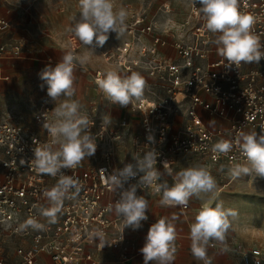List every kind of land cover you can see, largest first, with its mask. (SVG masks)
<instances>
[{"label":"built area","instance_id":"built-area-1","mask_svg":"<svg viewBox=\"0 0 264 264\" xmlns=\"http://www.w3.org/2000/svg\"><path fill=\"white\" fill-rule=\"evenodd\" d=\"M174 2L163 0L159 14L171 15ZM184 2L186 17L181 31L175 33L163 28L162 24L158 26L156 15L150 9L134 10L125 5L128 21L124 37L117 46L105 52L103 58L109 66L126 72H140L151 80L141 100H134L126 107L112 104L130 115H137L140 132L133 133L126 118L116 121L110 113L107 115L111 123L103 132L102 116L88 118L93 122L89 131L96 139L100 160L96 165L80 163L74 169L62 170L78 180L80 191L75 193L73 189L63 200L54 223L41 213L51 207L44 192L51 189L59 177L40 174L30 164L34 158L33 149L50 139L42 127L45 114L49 120L54 119V101L47 95V85L32 125L0 120V264H127L143 256L136 251L133 238L141 227L136 230L123 228V218L115 214L113 207L121 190L113 192L105 183L107 174L129 163L135 165L133 156L138 151H156V167L161 172L157 183H163L162 178L168 175L163 163L166 161L171 167L174 159L181 155L227 168L244 162L235 145L227 154H214L212 146L221 139L234 142L240 131L261 133L260 126L264 125V58L259 63H241L238 68L229 66L226 59L217 54V34L204 28V21L197 11L201 6L198 0L196 3L194 0ZM238 7L242 13L255 17L253 31L264 43V0H238ZM31 10V7L25 10L28 25H33L36 20ZM12 27L11 22L0 18V35ZM86 47L97 50L99 46L95 43L83 45L71 36L67 51L79 56L80 50ZM23 52L21 41L0 43V62L18 60ZM76 69L85 72L86 65H77ZM103 76L101 69L95 70L94 83ZM179 118L183 126L176 128ZM148 135H153L154 143L148 142ZM129 140L131 158L123 163L118 160V155ZM142 175L138 173L135 178H130L124 188L137 184ZM137 195L149 200L151 197L161 199L162 193H156L154 186L138 187ZM148 206V218L141 222L142 225L154 223L149 202ZM167 207L187 213L191 200L186 207ZM29 218L44 225L43 229H21L20 225ZM94 231L104 233L107 243L102 249L98 239L92 236ZM8 240H20L25 244L15 246L11 253L5 245ZM223 246L233 251L242 264H264V250L260 246L235 244L232 240ZM209 247L215 249L217 245L211 242ZM131 251L135 253L131 254ZM113 252L117 253L115 262L103 259L102 256ZM42 259L47 261L42 262Z\"/></svg>","mask_w":264,"mask_h":264},{"label":"clouds","instance_id":"clouds-1","mask_svg":"<svg viewBox=\"0 0 264 264\" xmlns=\"http://www.w3.org/2000/svg\"><path fill=\"white\" fill-rule=\"evenodd\" d=\"M78 2L79 19L73 17L74 23L68 31L83 45L95 43V46L103 47L109 39V33L115 32L120 37L126 31L127 11L123 7L116 10L114 0ZM198 3L201 6L197 11L204 21V28L217 34V54L226 59L229 66L235 65L238 68L241 63H259L264 58V43L253 31L255 17L242 13L238 0H198ZM89 59L88 54L77 56L68 51L55 67L46 66L39 74V78L47 85V95L53 101L62 96L69 98L56 104L52 110L53 120L44 115L42 127L47 130L50 139L43 145L37 144L33 149L34 158L30 161L40 174L59 177L57 183L44 192L51 207L42 210L41 214L50 223L55 222L63 200L69 197V193L73 189L75 193L80 191L78 180L62 170L76 168L85 157L94 156L97 150L96 139L89 131L93 122L80 112L82 106L79 101L70 99L75 95L74 72L77 65L82 67ZM96 84L109 103L126 107L134 100L143 98L146 80L137 72L122 77L116 71H107L102 78L96 80ZM110 123V116L103 115L101 132L106 131ZM260 127V134L256 131H240L234 142L221 139L212 146L214 154H227L234 145L240 150L244 162L234 163L229 168L233 179L242 176L264 178V125ZM147 140L150 144L155 142L153 135H148ZM133 159L135 165L126 164L122 169L107 174L105 179L113 192L121 190L113 207L115 214L123 218V228L139 229L142 227L141 222L148 218V201L144 196L137 195L138 187L154 186L156 193H162L160 205L172 207H186L192 196H199L202 192L212 193L217 188L215 178L205 167H188L173 175V170L166 161L163 168L172 176L174 183L171 186L167 182L157 183L161 172L156 167L157 154L154 149L143 153L138 151ZM21 163L25 161L21 160ZM101 171L105 172L103 169ZM138 173H143L138 183L125 189L124 184ZM236 215L235 210L225 209L220 202L215 207L204 204L199 209L194 222L189 226L190 250L198 264H212L208 255L210 242H226V234L231 228L230 217ZM174 219L175 217L172 218ZM172 220L162 217L149 227L145 243L139 250L143 255V264H173L176 228ZM29 227L41 230L44 225L34 218H29L20 225L21 229ZM92 236L95 240L98 239L101 249L107 243L101 231H94ZM122 239L123 236L120 240Z\"/></svg>","mask_w":264,"mask_h":264},{"label":"rangeland","instance_id":"rangeland-1","mask_svg":"<svg viewBox=\"0 0 264 264\" xmlns=\"http://www.w3.org/2000/svg\"><path fill=\"white\" fill-rule=\"evenodd\" d=\"M162 1L114 0V6L116 10L121 7L125 9V5H129L134 10L145 7L155 13L158 26L162 24L163 28L171 29L174 33L180 32L181 25L186 17L183 14L185 0H175L173 4L174 11L169 16L159 14L158 10ZM0 3H2L0 6H3V8L6 7L15 13L19 12V16H22L24 20L23 26L33 33V36L26 40L23 56L42 55V50L44 49H41L40 44L35 43L34 40V36H42V32H47L53 38L49 40H51L55 48H48V50L53 53H58L59 50H62V52L67 51L69 39L74 36L68 29L74 23L73 17L79 19L78 0H2V2L0 0ZM31 4L39 12L40 29L39 26H28V16L25 14V10L31 7ZM122 38V36L118 37L115 32H112L109 33V39L103 47H98L97 50L86 47L81 50L82 55L88 54L90 56L87 64L91 71L102 69L106 74L107 71L116 70L105 63L103 55L117 46ZM45 46L47 47V45ZM18 64H20L19 71L14 72L9 81H0V119L12 120L25 126H30L46 84L39 78V74L46 66H54L47 62L38 61L35 63L26 60H19ZM74 76L75 95L70 99L79 101L82 106L80 112L88 118L90 116L96 117L109 114L112 110V104L107 101L104 94L92 80L91 75L82 74L77 76L74 74ZM65 99L69 98L62 96L59 100L54 101V108L56 104ZM130 144L131 141L129 140L124 147L129 148ZM129 158L130 156L126 159L121 154L120 162L124 163ZM99 160L100 157L95 152L94 156L85 157L81 164L83 166H92L98 164ZM193 166L205 167L217 183V188L212 193L202 192L199 196L194 195L191 197L196 210H199L204 204L215 207L218 202L222 203L225 209L235 210L237 215L230 217L231 228L227 234H232L230 237L233 240H235L237 235L242 236L244 241L252 242L253 244L251 245L260 246L264 250V178L242 176L233 179L229 174V168L214 165L189 155L176 157L171 168L173 175H175V173ZM162 182H167L169 186L174 183L172 176L169 175H165L162 178ZM241 245L246 244L243 243Z\"/></svg>","mask_w":264,"mask_h":264},{"label":"crops","instance_id":"crops-1","mask_svg":"<svg viewBox=\"0 0 264 264\" xmlns=\"http://www.w3.org/2000/svg\"><path fill=\"white\" fill-rule=\"evenodd\" d=\"M2 2V0H1ZM2 4V3H0ZM35 6V5H33ZM0 18H4L6 20H8L9 22L12 23L13 27L12 29L3 34L0 35V43H4V42H9V41H21L24 44V47L26 45V40L30 39V36H33V33L31 30L27 29L26 27L23 26V22L24 20L22 19V16H19V12L15 13L13 11H11L10 9H7L6 7L3 8V6H0ZM31 12L33 14L36 15V20L34 21L33 25H28V26H39L40 29V18H38L39 16V12L37 11L36 7H32L31 4ZM152 12V11H151ZM156 12V11H154ZM153 13V12H152ZM128 21V19L126 20V22ZM44 27V26H43ZM42 32V31H41ZM43 35L36 37L34 36V40L35 43L40 44V48L44 49L42 50L43 53L40 56H22L20 59L15 60V61H3L0 62L1 68H2V74L0 75V81H9L14 72H18L19 71V65L18 61L19 60H26V61H32L37 63L38 61H42V62H47L49 64H52L54 67L55 65L60 61V59L62 58V55L66 52H62V50H59L58 53H53L52 51L48 50L49 49H53L54 44L51 42V40L49 39H53L52 37H50V35L44 32H42ZM46 36V38H45ZM122 37H124L122 35ZM47 45V47L45 46ZM53 47V48H52ZM57 49V48H56ZM59 49V48H58ZM67 49V48H66ZM82 50V49H81ZM80 50V54L79 56H82V51ZM86 71H81L79 69H76L74 74L77 76L80 75H84V74H89L92 77L93 80V73L95 70H90L89 65L86 63ZM52 67V66H51ZM114 68V67H113ZM116 69V68H115ZM102 70V69H101ZM103 71V70H102ZM119 75L126 76V75H130L132 72H126V71H122L119 69L115 70ZM104 72V71H103ZM136 72V71H134ZM139 73L145 80H146V85L148 83L151 82V80L144 74ZM105 74V72H104ZM144 94H146V87L144 90ZM39 104V102H38ZM38 107V106H37ZM37 110V108H36ZM112 112V113H111ZM110 114H112L113 118L116 121H119L123 118H126L129 121L130 124V128L131 131L133 133H139L140 132V124H139V117L137 115H130L128 114L126 111L122 110L121 108L117 107V106H112V110L110 111ZM203 117L207 120V116L203 114ZM1 120V119H0ZM208 121V120H207ZM222 124V123H221ZM30 125H32V120ZM224 125V124H222ZM176 128H180L183 126V123L181 121V118H179V120L176 123ZM131 153V148H126L123 147L118 155V160L120 161V156L121 154L124 155L126 157V159L130 156ZM131 158V156H130ZM129 158V160H130ZM127 160V161H129ZM125 161V162H127ZM191 200V208L187 213H183L180 210H178L177 208H170L167 206H161L159 201L160 198L159 197H151L149 200H147L150 203V210L149 213L152 217V221L155 223L158 219L162 218V217H166L170 220H172L173 217H175L174 220H172V223L175 225L176 228V240L174 242V246L176 248V252H175V259L173 261V264H198V262L196 260H194L192 254H191V250H190V244L191 241L189 239V226L191 223L194 222L195 220V216L197 214V212L199 210H196V207L193 205V199L190 198ZM152 224H143L142 227L140 228V231L138 234H136L133 238H134V242L136 243V251L141 253L139 250L143 247L144 243H145V238L147 235V232L149 230V227ZM230 236H232V234H226V241L228 240H232V243L235 244H246V245H251L253 244L252 242L249 241H244L242 236H238L235 238V240H233V238H231ZM249 242V244H248ZM211 243V242H210ZM217 245V247L215 249L212 248H208V255L209 257L212 259V264H242L240 259L238 258V256L231 250H229L227 247H224L223 245L225 244H221L219 242H213ZM23 245L25 244V242H22L20 240H13V241H6L5 245L6 247L9 249L10 252H13L14 247L17 245ZM131 254H134V251L130 252ZM104 260L109 261V262H115V260L117 259V253L113 252L111 254H107L102 256ZM46 262V259H42V262ZM127 264H143V256H138L137 258L131 260L130 262H128ZM151 264V262H150Z\"/></svg>","mask_w":264,"mask_h":264}]
</instances>
